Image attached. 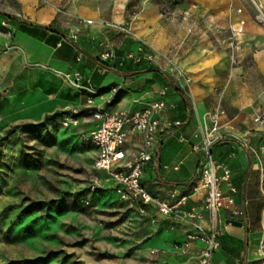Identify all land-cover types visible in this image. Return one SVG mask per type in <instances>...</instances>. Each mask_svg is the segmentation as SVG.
<instances>
[{
  "label": "crops",
  "instance_id": "crops-1",
  "mask_svg": "<svg viewBox=\"0 0 264 264\" xmlns=\"http://www.w3.org/2000/svg\"><path fill=\"white\" fill-rule=\"evenodd\" d=\"M5 3L1 21L8 19L14 32L11 46L0 55V121L62 120L65 113L80 108L79 123L69 126L79 135L97 124L85 109L89 97L110 112L133 111L142 107L140 102L159 99L165 90L166 101L173 105L161 113V123L181 120L182 125L160 133L157 155L144 167L141 182L144 185L146 177L158 181L165 195L146 189L161 199L176 189L187 194L182 208L189 210L203 201L201 191H194L202 152L193 146L211 127L210 114L223 110L219 129L223 137L212 151L232 171L237 191L231 209L239 213L231 218V209L223 210L230 224L212 264H264V155L248 148L251 145L260 154L264 146V123L255 120L264 116V0ZM232 27H242L235 49ZM7 31L0 32L3 43ZM76 32V43L62 41ZM103 40L113 43L114 61L100 60ZM141 47L154 52L153 62L127 58L141 54ZM76 71L84 77L85 88L73 84ZM112 85L120 86L114 99L108 92ZM142 144V133L128 132L124 146L128 155ZM97 171L102 173L101 186L115 187L105 181V171ZM124 202L126 208L141 212L137 202ZM146 212L150 217L146 245L157 263L199 264L202 242L180 251L188 222L164 216L154 204L142 213ZM199 223L211 227L208 212Z\"/></svg>",
  "mask_w": 264,
  "mask_h": 264
},
{
  "label": "rangeland",
  "instance_id": "rangeland-1",
  "mask_svg": "<svg viewBox=\"0 0 264 264\" xmlns=\"http://www.w3.org/2000/svg\"><path fill=\"white\" fill-rule=\"evenodd\" d=\"M7 6L0 0V21ZM96 157L60 118L0 121V264H159L149 213L101 186ZM144 187L165 195L158 181Z\"/></svg>",
  "mask_w": 264,
  "mask_h": 264
},
{
  "label": "built area",
  "instance_id": "built-area-1",
  "mask_svg": "<svg viewBox=\"0 0 264 264\" xmlns=\"http://www.w3.org/2000/svg\"><path fill=\"white\" fill-rule=\"evenodd\" d=\"M90 22V20L88 21ZM244 21H241L243 24ZM1 27L8 29L5 46H11L14 28L10 26L8 19L1 21ZM231 47L235 49L239 44L238 34L242 32V27H232ZM62 41L76 43L78 32L65 37ZM103 51L100 54L102 62H110L116 59V52L110 40H103ZM141 54H128L127 58L139 63L146 59L150 62L155 60L153 51H145L140 48ZM235 60L234 54L232 55ZM81 58L79 55L78 59ZM182 72V71H180ZM182 75V74H181ZM73 84L79 88H85V79L81 72L74 73ZM188 82L190 78H186ZM119 85H112L108 92L111 99H114L119 92ZM161 97L151 102H140L141 108L133 111L110 112L104 107L95 104L94 98L89 97L85 103V109L97 120L96 126L90 131H83L79 134L81 141L92 144L97 149L95 167L106 172V182H114L116 191L123 200L135 201L140 206V211L154 204L158 211L166 217H174L180 221L188 222L187 239L180 245L181 253H185L193 242H202V247L198 254L199 264H212L214 252L220 247V237L225 232L230 222L223 214L224 209H231L234 204V193L237 189L231 181L232 171L228 164L219 162L214 157L212 147L214 142L223 137L219 134L221 127L220 119L223 110H217L210 114L211 127L208 129L203 141L195 144L193 148L202 152L199 162V185L194 187V191H201L203 201L198 207L189 210L182 206L187 202L188 195L179 190L171 192L167 199L152 195L141 182V175L144 167L157 155L160 133L167 129L182 125L181 120L166 121L161 123L160 115L169 104L166 99V91L161 92ZM80 108H74L71 115L65 113L62 124L64 126L77 125L79 123ZM257 122L264 123V116L255 118ZM129 131L143 134V144L141 148L131 155L125 149V142ZM248 148L255 151L257 156L264 155V146L261 152L248 145ZM100 186L101 184H97ZM92 184L91 189L98 187ZM228 190V191H227ZM204 212L209 213L211 227L206 228L199 223L204 217ZM239 213L236 209H231V218ZM158 250H153L156 252ZM179 264H186L180 262Z\"/></svg>",
  "mask_w": 264,
  "mask_h": 264
},
{
  "label": "trees",
  "instance_id": "trees-1",
  "mask_svg": "<svg viewBox=\"0 0 264 264\" xmlns=\"http://www.w3.org/2000/svg\"><path fill=\"white\" fill-rule=\"evenodd\" d=\"M79 136V135H78Z\"/></svg>",
  "mask_w": 264,
  "mask_h": 264
}]
</instances>
